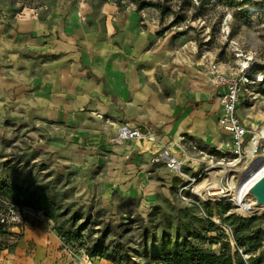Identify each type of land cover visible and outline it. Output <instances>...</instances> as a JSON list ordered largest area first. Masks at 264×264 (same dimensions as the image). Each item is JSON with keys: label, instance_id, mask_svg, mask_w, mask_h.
<instances>
[{"label": "rangeland", "instance_id": "374dc122", "mask_svg": "<svg viewBox=\"0 0 264 264\" xmlns=\"http://www.w3.org/2000/svg\"><path fill=\"white\" fill-rule=\"evenodd\" d=\"M106 1L116 6L118 32L132 36L133 57L150 64L160 92L177 102L198 104L191 105L197 110L192 122L197 128L184 135L186 142H180L183 135L175 140L169 131L170 142L181 152L213 155L224 164L240 158L233 172L237 180L262 154H249L248 139L241 155L234 153L230 135L216 121V102L224 86L210 82L214 65L229 78L245 68L247 80L236 113L255 134H264V10L255 9L246 17L240 13L259 0H0V180L12 190L0 195V210L17 202L27 215L37 214L53 227L74 232L84 222L78 239L63 244L75 255H86L84 246L98 240L108 248L106 254L124 263L155 264L172 258L166 255L169 251L194 243L203 252L234 254V238L249 249L253 261L264 264L263 217L249 218L230 203L182 199L177 184L184 180L166 166L151 163L146 152L140 161L156 172L160 192L150 197L122 193L112 185L121 157L117 152L70 147L65 133L32 117L22 103L20 70L25 66L14 47V20L60 10L63 17L86 14L99 27L104 22L100 5ZM239 60L246 65L240 66ZM210 173L208 181H213L216 170ZM23 192L54 201L59 208L56 222L23 204ZM213 217H225L231 229H220ZM246 235L259 236V244L253 248L256 241H245Z\"/></svg>", "mask_w": 264, "mask_h": 264}, {"label": "crops", "instance_id": "0c3cea01", "mask_svg": "<svg viewBox=\"0 0 264 264\" xmlns=\"http://www.w3.org/2000/svg\"><path fill=\"white\" fill-rule=\"evenodd\" d=\"M100 6L104 22L99 27L86 14L63 17L60 10L14 20V47L25 66L20 70L21 101L32 117L65 133L70 147L117 152L121 157L113 187L127 195L154 196L162 185L152 166L141 163L139 155L145 151L136 146L131 152L117 150V128L124 123L150 127L163 132L164 141L172 131L176 140L197 128L192 125L197 110L194 103L160 92L150 64L134 59L132 36L118 32L116 6L108 1ZM216 103L219 114L218 99ZM0 264L113 263L69 253L53 223L26 213L22 229L0 236Z\"/></svg>", "mask_w": 264, "mask_h": 264}, {"label": "built area", "instance_id": "2783aa9c", "mask_svg": "<svg viewBox=\"0 0 264 264\" xmlns=\"http://www.w3.org/2000/svg\"><path fill=\"white\" fill-rule=\"evenodd\" d=\"M239 74H241V78H238ZM244 80H247L245 68H241L238 74L233 78H229L225 72L219 71L218 67L214 65V75L210 78V82L216 86H224L218 97L220 110L217 122L220 128L230 135L234 153L237 155H241V150L245 147L244 144L247 139L250 141V148H253V155L260 150L264 153V147L262 148L264 134H260L261 138H258L259 135L255 134L250 126L236 113L240 103V96L243 89H245ZM92 114L101 119L103 118L102 114L96 112H92ZM162 136L163 132L153 128H140L124 123L117 128L114 144L117 150L121 152H131L136 146L139 148V152L145 151L149 153L151 163L164 165L177 177L182 178L184 183L177 184L178 194L182 199L190 202H196V199L201 204L224 202L230 203L238 210L242 209L240 190L243 184V177L237 180L236 174L233 173L236 172L234 169L238 164L236 161H240V158L224 164L223 161L215 160L213 155L188 154L187 152H181V148H177L175 143L164 141ZM181 141L186 142L184 135L180 137ZM188 143L193 145V141ZM223 165H228V167ZM222 166L224 169L216 172L214 180L208 181L210 172ZM15 203H8L6 209L0 210V225L7 231L12 230V228L22 229L25 224L26 210L24 207L19 206V203ZM212 221L226 232L231 229L229 224L225 222V217H213ZM60 240L63 242L61 238ZM230 244L233 253L238 254L245 264H251V262L252 264H262V261H253L249 249L244 245H240L234 238L230 239ZM69 253H71L70 250ZM155 264L167 263L159 259Z\"/></svg>", "mask_w": 264, "mask_h": 264}, {"label": "trees", "instance_id": "16d2710c", "mask_svg": "<svg viewBox=\"0 0 264 264\" xmlns=\"http://www.w3.org/2000/svg\"><path fill=\"white\" fill-rule=\"evenodd\" d=\"M255 9L264 10V0H259L257 2H250L245 8L241 10L240 13L244 14V17H246L245 15H250V13ZM189 104L190 103H187V105ZM192 105H197V103H194ZM180 118H181V114H179L175 118V121H178ZM11 193H12L11 188L7 186L5 182L0 180V195L5 196V195H10ZM21 196L23 197L25 201L23 202V204L33 209H36V210H42L45 215H47L48 217H50L56 222L57 211L59 210V208L54 201L48 198L38 197L32 192H27V193L23 192L21 193ZM15 199L17 198L15 197ZM19 202L22 203L21 200H19ZM75 218H79V217L76 216ZM75 218H74V221H75ZM99 223L100 222H95L94 225H98ZM82 225L78 227L76 232H74L72 228L71 230H68V228H64V226L56 225L54 228L57 234L59 235V237L63 240V242L69 243V242H74L75 240L78 239L77 232L83 230L81 229L83 228ZM213 229H214V226H213ZM6 232L8 233V231L5 230L2 225H0V236H7L8 234H6ZM90 232H93V229H91ZM244 239L245 241H249V240L256 241L253 248L256 247L260 242L259 236L251 237V236L246 235L244 236ZM239 244L244 245L242 243H239ZM176 245L177 244H175L174 246L176 247ZM84 248H85L86 255L89 257L103 258V259L111 261L113 264H127V263H124V260L122 259L117 260L116 258H113L109 256L108 254H106L105 251H107L108 248L101 247L98 240H96V242H94L89 247L84 246ZM166 255H169L168 257H172V258H161L167 264H236V261L237 263L240 264L241 262H244L238 254H236L237 258L235 259V256L233 254H230L229 252H226L225 250H221L219 254L203 252L202 250L198 248L196 243L186 245L183 248H180L179 250L169 251Z\"/></svg>", "mask_w": 264, "mask_h": 264}, {"label": "water", "instance_id": "95a60500", "mask_svg": "<svg viewBox=\"0 0 264 264\" xmlns=\"http://www.w3.org/2000/svg\"><path fill=\"white\" fill-rule=\"evenodd\" d=\"M240 202L242 213L249 218H264V164L259 166L242 184Z\"/></svg>", "mask_w": 264, "mask_h": 264}, {"label": "bare ground", "instance_id": "6f19581e", "mask_svg": "<svg viewBox=\"0 0 264 264\" xmlns=\"http://www.w3.org/2000/svg\"><path fill=\"white\" fill-rule=\"evenodd\" d=\"M239 65L240 66H245L246 65V62H243L242 60H239ZM201 77H202V79H204L205 80V74H201ZM264 98V97H263ZM257 135H259V137L258 138H261V135L260 134H257ZM258 138H256V140H258ZM257 143V142H256ZM145 144H147V143H145ZM253 151L249 148V154L251 155V156H254L253 154ZM262 164H264V153H262L261 155H258L257 156V158H256V160L247 168V170H246V172H245V174H244V176H243V182L251 175V174H253L254 172H255V170L257 169V168H259V166H261ZM221 169H223V168H217L216 169V172H219V171H221ZM242 204V203H241ZM242 206H243V204H242ZM241 210V209H240ZM242 211V210H241ZM244 214V213H243ZM245 215V214H244Z\"/></svg>", "mask_w": 264, "mask_h": 264}]
</instances>
